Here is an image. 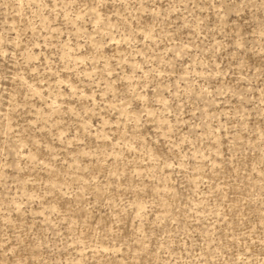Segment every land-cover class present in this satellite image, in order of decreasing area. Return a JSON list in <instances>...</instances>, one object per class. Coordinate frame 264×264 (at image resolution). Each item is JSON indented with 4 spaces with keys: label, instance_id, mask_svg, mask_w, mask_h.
<instances>
[{
    "label": "rangeland",
    "instance_id": "1",
    "mask_svg": "<svg viewBox=\"0 0 264 264\" xmlns=\"http://www.w3.org/2000/svg\"><path fill=\"white\" fill-rule=\"evenodd\" d=\"M0 264H264V0H0Z\"/></svg>",
    "mask_w": 264,
    "mask_h": 264
}]
</instances>
